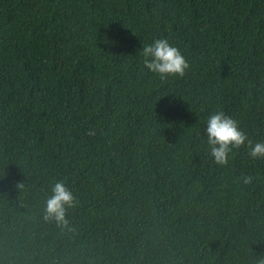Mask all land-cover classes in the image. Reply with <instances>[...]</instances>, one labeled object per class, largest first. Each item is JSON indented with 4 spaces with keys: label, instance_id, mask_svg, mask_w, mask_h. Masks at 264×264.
<instances>
[{
    "label": "trees",
    "instance_id": "obj_1",
    "mask_svg": "<svg viewBox=\"0 0 264 264\" xmlns=\"http://www.w3.org/2000/svg\"><path fill=\"white\" fill-rule=\"evenodd\" d=\"M161 38L183 77L145 67ZM217 111L264 142V0H0V264H257L264 159L214 162Z\"/></svg>",
    "mask_w": 264,
    "mask_h": 264
},
{
    "label": "clouds",
    "instance_id": "obj_2",
    "mask_svg": "<svg viewBox=\"0 0 264 264\" xmlns=\"http://www.w3.org/2000/svg\"><path fill=\"white\" fill-rule=\"evenodd\" d=\"M143 63L145 67L160 75L162 79L168 76L183 77L190 67L188 60L178 47L161 38L147 44L142 49ZM207 143L214 162L221 166L229 163V154L233 149L247 146L249 156L252 159H264V142H253L247 133L241 130L239 123L223 111L211 113L207 117ZM90 131L89 135H93ZM245 184L252 182L251 176L241 178ZM18 188L23 185L19 183ZM79 201L73 191L63 182H56L52 186V195L46 200L44 208V220L54 222L62 229L71 230L68 218L69 209L78 205ZM257 264H264V258H260Z\"/></svg>",
    "mask_w": 264,
    "mask_h": 264
}]
</instances>
